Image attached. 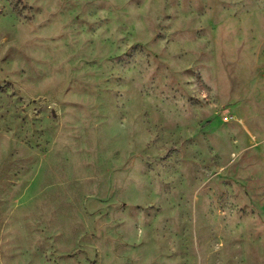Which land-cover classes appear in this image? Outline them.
Masks as SVG:
<instances>
[{"label": "rangeland", "instance_id": "obj_1", "mask_svg": "<svg viewBox=\"0 0 264 264\" xmlns=\"http://www.w3.org/2000/svg\"><path fill=\"white\" fill-rule=\"evenodd\" d=\"M0 264H264V0H0Z\"/></svg>", "mask_w": 264, "mask_h": 264}]
</instances>
